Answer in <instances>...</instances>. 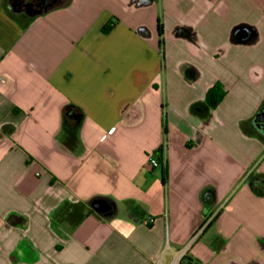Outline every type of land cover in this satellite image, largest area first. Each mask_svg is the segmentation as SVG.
<instances>
[{"label": "crops", "instance_id": "0c3cea01", "mask_svg": "<svg viewBox=\"0 0 264 264\" xmlns=\"http://www.w3.org/2000/svg\"><path fill=\"white\" fill-rule=\"evenodd\" d=\"M15 1L0 0V264H172L200 230L193 263L264 264L248 181L264 175V0H55L33 18Z\"/></svg>", "mask_w": 264, "mask_h": 264}, {"label": "trees", "instance_id": "16d2710c", "mask_svg": "<svg viewBox=\"0 0 264 264\" xmlns=\"http://www.w3.org/2000/svg\"><path fill=\"white\" fill-rule=\"evenodd\" d=\"M68 0H66L67 2ZM57 6V5H56ZM113 24L106 25L102 28V32L108 33L112 29ZM162 43V40H160ZM226 92L222 88L220 83H215L210 87L206 93V103L211 109L216 108L222 99L224 98ZM84 114L80 108L73 104H68L64 106L62 110V128L66 132H73L80 126L83 120ZM156 157H160L161 148L154 152ZM162 164V163H161ZM249 184L252 190L259 195H264V175L261 174H251L248 178ZM101 197L93 198L90 203L94 204L98 200H101ZM182 264H194L193 260L189 256H185L182 260Z\"/></svg>", "mask_w": 264, "mask_h": 264}, {"label": "water", "instance_id": "95a60500", "mask_svg": "<svg viewBox=\"0 0 264 264\" xmlns=\"http://www.w3.org/2000/svg\"><path fill=\"white\" fill-rule=\"evenodd\" d=\"M40 4L37 7H33L31 3L28 4L29 9L26 11V14L30 17L33 18L35 16H38L42 13L47 12L50 8H52L53 4L56 2L55 0H39ZM261 115V114H260ZM262 118L264 119V115H261ZM95 209L101 211V208L104 206L103 203L101 202H95L93 204Z\"/></svg>", "mask_w": 264, "mask_h": 264}, {"label": "built area", "instance_id": "2783aa9c", "mask_svg": "<svg viewBox=\"0 0 264 264\" xmlns=\"http://www.w3.org/2000/svg\"><path fill=\"white\" fill-rule=\"evenodd\" d=\"M149 164H151L150 165L151 167H157L158 165H160L158 160L155 157H153V155H151L149 158ZM201 233H202V230H200L199 232L197 231V233L193 235L190 241L186 243V245L183 248L181 247V249L178 251L177 257L173 260L172 264H182V260L187 255L190 247H192L191 245L200 236ZM194 264H199V263H194Z\"/></svg>", "mask_w": 264, "mask_h": 264}, {"label": "flooded vegetation", "instance_id": "af4514ba", "mask_svg": "<svg viewBox=\"0 0 264 264\" xmlns=\"http://www.w3.org/2000/svg\"><path fill=\"white\" fill-rule=\"evenodd\" d=\"M31 3L33 7H37L40 4L39 0H25V1H18L16 0L15 3V10L19 12H26L29 9L28 4Z\"/></svg>", "mask_w": 264, "mask_h": 264}]
</instances>
